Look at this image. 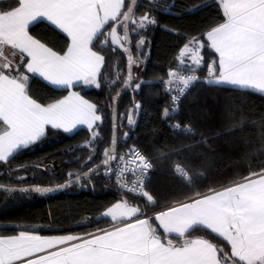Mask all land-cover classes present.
<instances>
[{
	"label": "snow or ice",
	"instance_id": "obj_1",
	"mask_svg": "<svg viewBox=\"0 0 264 264\" xmlns=\"http://www.w3.org/2000/svg\"><path fill=\"white\" fill-rule=\"evenodd\" d=\"M136 3L137 0L127 3L126 0H15L13 4L0 7V57H4L0 61V162H7L14 154L36 144L49 129L72 133L78 126H86L92 137H97L95 126L103 121V114L96 104L76 91H68L64 98L51 103L38 102L29 93V76L21 67L54 90L81 86L99 89L102 75L107 80V74L102 73L106 57L102 54L103 44L94 50V41L100 37L105 41L110 38L112 45L127 53V87L134 79L132 66L140 62L130 50V25L133 26L131 32L136 33L156 23L148 13L138 20L134 18ZM218 3L223 22L204 34L206 42L195 36L189 39L176 60L183 65L187 57L192 65H201V50L208 47L218 55V60L213 59L207 65L209 76L214 77L207 81L209 85H229L264 94V0H218ZM39 22L66 34L65 50H54L47 42L30 34V27ZM144 44L145 38L141 36L135 45L137 55ZM6 52H11L12 57L19 55L20 62L15 67ZM168 77L169 82L179 79L186 88L197 80L195 75L183 76L171 70ZM141 86L137 83L133 91ZM115 99L113 97L114 104ZM179 99V96L172 97V103L178 104ZM140 108V103L135 102L134 108L129 110L128 125L136 123L134 113ZM163 115H169L167 109ZM172 127L181 129L179 123ZM124 135L127 137L128 133ZM141 155L136 147L119 156L114 148H109L104 151L102 163L105 172L111 173L109 162L119 161L117 183L132 191L128 184L136 182V165ZM0 175L5 173L0 172ZM52 190L45 187L17 189L0 183V191L6 195ZM210 192L184 205L180 216H168L177 209L155 214L163 235L151 222V217L139 218L141 210L127 200L113 204L105 213L115 224L83 236L41 235L37 230L0 234V264H228L229 261L231 264H264V161L260 162L258 170H251L242 179ZM196 227L206 228L223 238L230 245V253L225 254L224 249L209 239L190 238L188 234Z\"/></svg>",
	"mask_w": 264,
	"mask_h": 264
},
{
	"label": "trees",
	"instance_id": "obj_2",
	"mask_svg": "<svg viewBox=\"0 0 264 264\" xmlns=\"http://www.w3.org/2000/svg\"><path fill=\"white\" fill-rule=\"evenodd\" d=\"M14 2L0 0V7ZM145 13L156 23L136 33L130 32L134 57L140 62L133 68L131 92L125 93L119 103L118 155L136 145L152 160L146 193L137 195L118 188L113 174L104 169L53 195L0 192L2 234H15L35 226L41 234L84 235L111 226L113 221L103 212L120 199L138 205L148 214L231 184L249 171L259 169L260 162L264 161V94L209 85L208 80L201 78L187 91L178 111L174 112L170 109L171 97L164 90L168 69L179 66L176 57L183 45L193 36L206 42L204 34L223 22L218 1L138 0L134 18L138 20ZM29 31L57 51L65 50L68 43L65 34L45 22L37 23ZM141 36L145 44L137 55L135 45ZM94 43L96 50L103 44L106 62L102 73L107 74V80L102 75L99 89L95 86L76 89L103 114V121L95 126L97 137L93 138L87 128L72 133L49 129L36 144L14 154L9 161L0 162V172L5 173L0 175V183L56 186L104 159V151L111 143L113 97L125 82L127 62L110 38L105 41L100 37ZM201 51L204 64L199 71L203 77L210 61L217 60V54L208 47ZM137 66L139 71L135 70ZM137 83L142 86L133 91ZM67 91L54 90L47 82L32 76L29 81L30 95L44 104L60 99ZM135 102L141 108L137 110L136 123L129 127L127 114ZM165 109L169 112L167 117L163 115ZM173 123L192 131L176 130L172 128ZM123 128L127 137L122 136ZM174 164L181 165L190 177H180ZM70 172L73 173L69 175ZM149 217L163 235L155 216ZM188 235L209 239L224 249L225 254L231 251L223 238L206 228L196 227Z\"/></svg>",
	"mask_w": 264,
	"mask_h": 264
},
{
	"label": "built area",
	"instance_id": "obj_3",
	"mask_svg": "<svg viewBox=\"0 0 264 264\" xmlns=\"http://www.w3.org/2000/svg\"><path fill=\"white\" fill-rule=\"evenodd\" d=\"M201 54H202V51H201ZM201 56L203 57V55H201ZM211 61H210V63H211ZM203 64H204V59L202 60L201 65H192L191 61L186 57L185 58V64H183V65L179 64L178 67H169L168 72L170 70L171 71H177L180 75H183V76L195 75L197 77V80L193 81L186 88L185 85L179 79L173 78V79H171V82H169V77L167 74V80H166V83L164 86V90L171 97L170 109L172 111L179 107V103L182 101V99L186 95L187 91L191 88V86L194 85L195 82L199 81L201 78L202 79L204 78L206 80H209L210 78H212L209 76L208 70H207L206 74L202 77L199 70ZM174 96L180 97L178 104L172 103V97H174ZM175 124L176 123H173L172 125H175ZM186 128H187V126L181 125V129H179V130H184ZM132 147H136L142 153L141 157H139V164L136 165V167H137L136 182L135 183L129 182V184H128L129 188L130 187L132 188V191H128L127 189L122 188L120 186V184L117 183V168H118L119 161H114L111 164L110 167H112V169H113V171L111 173L113 174L115 184L118 188H120L124 191H127V192H131L133 194L142 195V194L146 193L145 189H146L147 182L149 179L148 177L150 176V173H151V170L153 167L152 166L153 162L146 154H144V152L138 146L132 145L130 148H132ZM130 148H128L126 151L122 152L121 154L127 153ZM119 155L117 154V156H119ZM129 167H131V166L129 165ZM174 168H175L176 172L180 175V177H184V178L190 177L189 173L181 165L174 164Z\"/></svg>",
	"mask_w": 264,
	"mask_h": 264
},
{
	"label": "water",
	"instance_id": "obj_4",
	"mask_svg": "<svg viewBox=\"0 0 264 264\" xmlns=\"http://www.w3.org/2000/svg\"><path fill=\"white\" fill-rule=\"evenodd\" d=\"M137 2H138V0H137ZM136 6H137V3L133 6V10L134 11H135ZM130 32H131V25H130ZM132 44H133V40H132L131 33H130V45L129 46H130V50H131V52H132V54L134 56L133 45ZM113 46L123 52V50L121 48H119V46H115V45H113ZM123 53L125 55L126 62H127V69H126L127 70L126 76H127L128 75L127 53H125V52H123ZM133 68H134V65L132 66V73H133V76L135 77V73H134ZM133 80L129 83V85L127 87L125 86V82H124L123 86L117 91V93H119V96H117V93L114 95V97L116 99H115V104H114V102H113V104H114V107H115V119H116L117 127H116L115 133H114V131H113V111H112V135H111V143H110L109 148H114L116 155L118 154V147H119V127H120V123H121V121L119 119V103L121 101L122 96H124L125 93H127L129 91L131 92L132 87H133V84H134ZM133 108H134V105L131 106V109H133ZM136 114H137V111L134 113V118L136 117ZM127 126L132 127L133 125L130 126L127 123ZM113 139H115V144H113ZM104 159H105V157H104ZM103 160L99 164H97V165L93 166L92 168H90V169H97L96 171H90V169H89V170H87V171H85V172H83L81 174H76L74 177H72V178L68 179L67 181H65L64 183L59 184V185H56V186L32 185V186H10V187L17 188V189L18 188H21V187H28V188L45 187V188H50V189H53V190L50 191V192H46V193H36L34 191L28 192V193H36V194H42V195H53V194H57V193H60V192H62L64 190H67L69 187H71V186L79 183L82 180L88 179L90 176H92L96 172L105 169V166L102 163ZM113 162L114 161H110L109 162V166H111V164ZM72 173L73 172H70L69 175H71ZM85 173H87V176H85ZM77 177H79V180H77ZM61 185H65V186L61 188L60 187ZM6 186H9V185H6ZM0 192H3V191H0ZM16 193H19V192H16ZM0 227H3V226L0 225ZM36 228L37 227H35V226H30L29 227V229H32V230H35Z\"/></svg>",
	"mask_w": 264,
	"mask_h": 264
},
{
	"label": "crops",
	"instance_id": "obj_5",
	"mask_svg": "<svg viewBox=\"0 0 264 264\" xmlns=\"http://www.w3.org/2000/svg\"><path fill=\"white\" fill-rule=\"evenodd\" d=\"M218 1V0H217ZM31 34V33H30ZM32 35V34H31ZM66 35V34H65ZM34 36V35H33ZM35 37V36H34ZM94 50H96V49H94ZM216 54V53H215ZM6 56L9 58V59H11L12 61H13V67H15V65L16 64H18L19 62H20V58H19V55L17 54L15 57H12L11 56V52H6ZM3 59H4V57H0V61H3ZM217 60H218V55H217ZM217 66H218V64H217ZM23 67H21V70L22 71H24V74H26V75H28L29 76V81H30V78H31V76H32V74L31 73H27L26 72V70L25 69H22ZM6 72L8 71V70H5ZM217 74H218V71H217ZM212 78H214V77H212ZM215 85V84H214ZM217 86H221V87H225V88H232V89H239V88H236V87H234V86H229V85H217ZM88 87H93V86H88ZM88 87H85V88H88ZM242 90H252V89H242ZM68 91H76V92H79L81 95H82V93L80 92V90H78V89H76V87L75 88H72V89H70V90H68ZM68 91L66 92V94L63 96V97H61L60 99H62V98H64L66 95H68ZM253 91H255V90H253ZM85 99H87L84 95H82ZM59 100V99H58ZM87 100H89V99H87ZM90 101V100H89ZM90 102H92V101H90ZM93 103V102H92ZM79 128H86V126H78V128L77 129H79ZM77 129H74L73 130V132L74 131H76ZM62 130V129H61ZM232 184V183H231ZM228 185H230V184H228ZM228 185H226V186H228ZM223 187H225V186H222V187H219V188H217L216 190H220V189H222ZM211 194V192L210 191H207V192H205V193H202V194H198V195H196V197L195 196H193V197H191V198H188V199H184V201L182 200V201H179V202H174V203H172L171 205H169V206H166V207H163V208H161V209H158V210H156V211H154V212H152V213H148V214H145L143 211H142V209L138 206V205H136V204H132V203H130L129 202V204L130 205H133V206H137L140 210H141V212L138 214L139 215V218H146V217H149L150 215H154L155 216V214H157V213H164L165 212V210H168V209H177V211H173V212H170V213H168V216L169 217H177V216H180L181 214H182V211L184 210L183 209V206L184 205H188V204H190V203H192V202H194V201H198V200H200V199H202L203 197H205V196H208V195H210ZM122 200H125V199H120V200H118V201H116L115 203H117V202H120V201H122ZM115 203H113V204H115ZM112 204V205H113ZM111 205V206H112ZM111 206H109L108 208H110ZM108 208L103 212V215L105 216V213L107 212V210H108ZM107 217V216H106ZM108 218H110V217H108ZM111 219V218H110ZM133 219H135V218H133ZM116 222H114L113 221V224H115ZM112 224V225H113ZM111 225V226H112ZM111 226H109V227H105V228H110ZM21 230H32V229H29V228H25V229H21ZM95 232V231H94ZM18 233V232H17ZM17 233H15V234H17ZM0 234H2L1 233V231H0ZM39 234H41V233H39ZM2 235H4V234H2ZM10 235H14V234H10ZM41 235H65V234H41ZM73 235H76V234H73ZM81 236H83V235H81ZM230 247V246H229ZM228 264H231V262H228Z\"/></svg>",
	"mask_w": 264,
	"mask_h": 264
},
{
	"label": "rangeland",
	"instance_id": "obj_6",
	"mask_svg": "<svg viewBox=\"0 0 264 264\" xmlns=\"http://www.w3.org/2000/svg\"><path fill=\"white\" fill-rule=\"evenodd\" d=\"M139 69H140V68H139L138 66L135 68V70H137V71H139ZM125 133H127V132H126L125 128H123V129H122V136H125V135H124Z\"/></svg>",
	"mask_w": 264,
	"mask_h": 264
}]
</instances>
